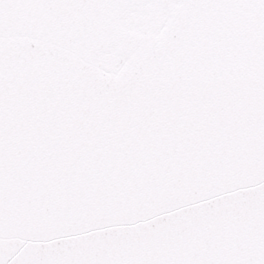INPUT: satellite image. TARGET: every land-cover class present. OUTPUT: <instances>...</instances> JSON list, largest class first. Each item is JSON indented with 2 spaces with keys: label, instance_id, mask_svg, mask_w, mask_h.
<instances>
[{
  "label": "snow or ice",
  "instance_id": "1",
  "mask_svg": "<svg viewBox=\"0 0 264 264\" xmlns=\"http://www.w3.org/2000/svg\"><path fill=\"white\" fill-rule=\"evenodd\" d=\"M0 264H264V0H0Z\"/></svg>",
  "mask_w": 264,
  "mask_h": 264
}]
</instances>
